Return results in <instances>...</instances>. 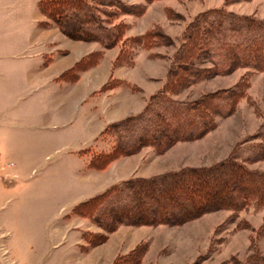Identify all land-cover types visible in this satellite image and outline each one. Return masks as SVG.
<instances>
[{
    "label": "rangeland",
    "instance_id": "1",
    "mask_svg": "<svg viewBox=\"0 0 264 264\" xmlns=\"http://www.w3.org/2000/svg\"><path fill=\"white\" fill-rule=\"evenodd\" d=\"M49 1L0 0V264H109L115 242L109 238L119 230L117 242L125 239L127 251L119 257L141 245V264H250L264 257V208H220L177 224L120 225L89 253L82 249L83 231L96 238L107 233L75 212L118 181L210 167L264 143V69L240 64L219 74L197 54L184 64L191 62L198 74L187 72V85L172 97L195 102L240 90L231 114L216 116L198 138L167 148L146 145L90 166L95 155L112 150L109 124L142 112L164 88L199 15L221 10L264 22V0H82L95 18L90 24L82 6L61 1L50 14ZM97 24L120 31L115 43L100 41L109 32ZM110 65L96 94L84 96L88 85L76 92L60 83L86 70L101 82ZM61 66H68L62 75ZM118 86L146 93L144 108L131 100L134 109H126V93L110 92ZM101 108L111 114L108 124ZM249 166L264 172V158Z\"/></svg>",
    "mask_w": 264,
    "mask_h": 264
},
{
    "label": "trees",
    "instance_id": "2",
    "mask_svg": "<svg viewBox=\"0 0 264 264\" xmlns=\"http://www.w3.org/2000/svg\"><path fill=\"white\" fill-rule=\"evenodd\" d=\"M61 1L82 6L88 14L87 22L96 23L91 9L82 0H51L50 14L56 12L54 5ZM118 3L121 8L126 7ZM95 27L109 32L106 38H100L107 46L120 36L117 29L109 30L98 24ZM197 54L209 58L219 74L240 64L264 69V22L221 10L199 15L186 32L183 50L176 57L178 65L176 69L171 67L164 88L142 112L109 124L106 129L113 128L112 150L95 155L91 167L105 166L117 155L135 153L146 145L167 148L176 141L198 138L213 126L216 116L231 114L240 90L218 91L209 99L204 97L195 102L172 97V93L187 85V72L198 74L191 62L187 67L184 64ZM204 103L206 106L199 107ZM260 135L263 137L264 132ZM263 158L264 143L234 152L228 160L210 167L185 168L152 178L119 182L75 207L79 216L91 219L107 233L96 238L86 231L83 238L93 246L105 241L120 225L183 223L220 208L240 211L253 206L260 210L264 208V172L249 165ZM143 249L140 245L114 264H141ZM250 264H264V257H253Z\"/></svg>",
    "mask_w": 264,
    "mask_h": 264
},
{
    "label": "crops",
    "instance_id": "3",
    "mask_svg": "<svg viewBox=\"0 0 264 264\" xmlns=\"http://www.w3.org/2000/svg\"><path fill=\"white\" fill-rule=\"evenodd\" d=\"M62 64H64V63H62ZM68 68V66H61V71H60V74L62 75L63 74V72H65V69H67ZM111 68H112V66L110 65L109 66V68H108V70L106 71V72H104L103 74H104V76H105V74H106V76L104 77L103 76V78H101V82H99V80H96V78H94V75L91 73V70H86L85 72L83 71V72H81L80 74H79V72L78 73H75L73 76H69L68 78H63V79H65V81H60V83H62L63 85L65 84L66 86H71L72 88V90L73 91H75L76 90V92H82V86L83 85H88V91H86V92H84V96H90V95H93V94H96V91H97V89L96 88H98L100 85L98 84V83H103V80L106 78V79H108V76L109 75H111ZM68 79V80H67ZM89 85L91 86V85H93L92 86V88L93 89H90L89 88ZM121 88V86H118V88H115V89H112V90H110V92L112 93V95L114 94H117V93H126L125 94V97L123 98L124 100H123V102L125 103V104H128V105H126V109H128V107H130L129 109H134V108H132L131 107V105L128 103V102H130L131 100H135V102H137L138 103V105H139V107L138 108H140V110L142 109V108H144V105H145V97H146V93H144V92H137V91H130V89H127L126 91H124V92H122V91H119V89ZM119 91V92H118ZM99 98H100V96H99ZM101 99V98H100ZM99 99V100H100ZM112 99V101H114L115 99L112 97L111 98ZM111 101V104H113V102ZM127 102V103H126ZM136 103V104H137ZM116 103L114 102V104L113 105H115ZM112 105V106H113ZM116 106V105H115ZM101 110H102V112L106 115V118H107V124L109 123V122H111V120H110V112L108 113L104 108H101ZM139 110V111H140ZM132 113H136V112H132ZM132 113H130V114H132ZM112 119V118H111ZM114 119H112V121H113ZM119 182V181H118ZM117 182V183H118ZM88 200V199H87ZM86 201V200H85ZM80 204V203H79ZM78 216V215H77ZM78 217H80V218H82V219H88L87 217H82V216H78ZM121 230H119L118 231V233H114V234H112V236H110V238H109V241L112 239V237H114L115 238V242H114V249L112 250V248H111V253H110V263L109 264H114V262L116 261V259L120 256V255H122V254H126L127 253V251L125 250V246H126V240L124 239V241H122L121 243H118L117 242V240H119V239H117L118 238V234H119V232H120ZM83 233H84V231H83ZM83 233H82V239H83V241L86 243V245L85 246H83L82 247V249H83V251H85L86 253H89L91 250L93 251L94 249H96V248H94V246H92V245H90L84 238H83ZM109 241H108V243H109ZM120 241V240H119ZM116 243V244H115ZM103 246V245H102ZM99 247H101V246H99ZM99 247H97V248H99Z\"/></svg>",
    "mask_w": 264,
    "mask_h": 264
}]
</instances>
